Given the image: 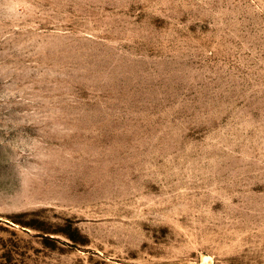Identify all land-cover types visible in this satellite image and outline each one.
<instances>
[{
  "label": "rangeland",
  "instance_id": "obj_1",
  "mask_svg": "<svg viewBox=\"0 0 264 264\" xmlns=\"http://www.w3.org/2000/svg\"><path fill=\"white\" fill-rule=\"evenodd\" d=\"M0 264H264V0H0Z\"/></svg>",
  "mask_w": 264,
  "mask_h": 264
}]
</instances>
